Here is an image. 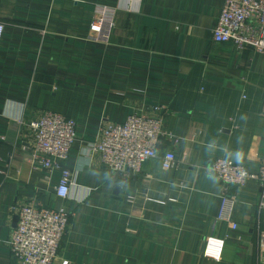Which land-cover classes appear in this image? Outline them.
Listing matches in <instances>:
<instances>
[{
  "label": "crops",
  "instance_id": "0c3cea01",
  "mask_svg": "<svg viewBox=\"0 0 264 264\" xmlns=\"http://www.w3.org/2000/svg\"><path fill=\"white\" fill-rule=\"evenodd\" d=\"M223 0H0V264H19L8 246L17 203L64 208L68 229L53 264H259L264 212L247 183L225 193L207 167L226 158L254 171L264 163V56L215 44ZM105 8L114 27L95 41ZM164 114L160 152L137 177L107 171L90 146L104 122L136 112ZM45 111L73 119L65 167L74 177L56 197L61 173L32 165L20 122ZM234 197L230 222L219 218ZM228 196V197H229ZM224 241L220 261L203 255Z\"/></svg>",
  "mask_w": 264,
  "mask_h": 264
},
{
  "label": "built area",
  "instance_id": "2783aa9c",
  "mask_svg": "<svg viewBox=\"0 0 264 264\" xmlns=\"http://www.w3.org/2000/svg\"><path fill=\"white\" fill-rule=\"evenodd\" d=\"M90 26L95 41L105 38L106 32L114 27L107 21L105 8ZM4 25L0 22V42ZM215 44H233L239 51L252 50L264 56V0H223L216 24L212 28ZM155 115L132 113L124 123L104 122L98 129L96 141L89 148L90 159L99 157L107 171L122 178L137 177L149 160L160 158L162 171L174 169L177 156L173 151L160 152L165 139L164 114L156 108ZM260 117L264 119V100ZM25 144L30 149L32 165L48 173L60 171L61 177L55 188L58 198L66 199L74 174L65 167V162L76 139V123L73 119L45 111L37 117L20 122ZM1 166V158H0ZM209 173L223 186L225 193L244 187L247 183L257 185L260 190L259 209L264 212V163L254 171L226 158H216L207 167ZM0 174H4L0 169ZM225 194L219 218L230 222L234 197ZM16 225L8 242L12 257L19 264H53L68 229L66 209L41 207L36 203H17L11 208ZM259 264H264V231L260 235ZM224 241L208 237L203 255L220 261ZM61 264H69L62 261Z\"/></svg>",
  "mask_w": 264,
  "mask_h": 264
},
{
  "label": "water",
  "instance_id": "95a60500",
  "mask_svg": "<svg viewBox=\"0 0 264 264\" xmlns=\"http://www.w3.org/2000/svg\"><path fill=\"white\" fill-rule=\"evenodd\" d=\"M14 220H15V222H16V217H14Z\"/></svg>",
  "mask_w": 264,
  "mask_h": 264
}]
</instances>
